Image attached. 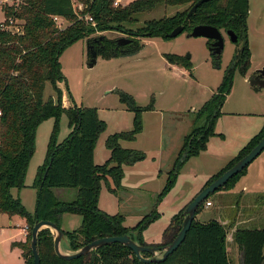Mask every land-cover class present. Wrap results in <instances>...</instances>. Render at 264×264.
I'll list each match as a JSON object with an SVG mask.
<instances>
[{
	"label": "trees",
	"instance_id": "16d2710c",
	"mask_svg": "<svg viewBox=\"0 0 264 264\" xmlns=\"http://www.w3.org/2000/svg\"><path fill=\"white\" fill-rule=\"evenodd\" d=\"M79 1L84 3V10L80 14L92 16L95 25L78 17L72 0H21L19 9L2 6L5 22L14 18L24 24L19 32H14L3 28L0 22V108L3 111L0 119V214L25 220L27 241L15 244L22 249L25 264H34L31 241L36 221H49L61 229L65 212L82 217L79 229L64 232L72 251H78L97 239L124 235H129L142 246L162 248L171 244L182 229L185 210L173 217L163 234L162 243L148 244L142 233L159 218V207L174 188L182 166L190 158L205 151L211 137L222 136L215 132V125L232 90L234 74L239 68L246 75L251 68L252 54L248 37L250 0H212L200 6L189 19L188 12L199 0H137L119 8L113 7L114 0ZM175 6H187V9L173 16L145 20L142 27L136 28L141 16L146 13L159 7ZM55 16L63 18L69 26L58 28L53 20ZM198 25L212 26L226 33L233 31L241 47L217 92L196 112L192 135L185 140L172 169L168 171L165 187L157 195L151 212L136 226L129 227L125 215H108L99 209V191L103 182L108 184L111 194L131 191L126 190L121 183L125 176L124 168L144 160L146 155L139 150L124 148L120 142L136 140V135L143 130L142 114L151 110L152 106L142 108L132 96L120 92L121 102L134 114L133 130L109 136L106 147L110 158L105 164L96 165L95 147L105 125L95 108L76 105L64 107V93L59 87L64 79L60 57L68 47L87 38L88 45L104 59L118 58L121 54L140 52L143 39H168L178 26H184V32L189 34ZM106 32L123 34L131 43L119 48L116 39L102 34ZM168 59L170 62H179L176 56H168ZM215 65L220 67V57H216ZM63 115L67 116L72 131L64 141L58 143L59 121ZM51 118L55 120V125L46 160L38 167L31 186L37 190V199L35 211L30 213L21 199L13 195V190L21 191L26 187L27 170L36 149L37 129ZM263 137L264 127L203 188L249 154ZM246 169L218 191L233 189ZM108 177L112 179L113 187L109 185ZM58 189H76L77 196L73 201H59L54 193ZM210 197L198 209L180 247L164 261L152 264H231L227 251L228 228L222 225L221 220L207 223L197 221V215L204 207L212 206ZM227 220L230 225L234 222L231 218ZM233 242L242 252L243 264H264V228H238L233 233ZM37 250L41 264H146L121 244L103 246L75 260H63L54 251V237L49 229L40 232ZM143 257L148 259L151 256L144 253Z\"/></svg>",
	"mask_w": 264,
	"mask_h": 264
},
{
	"label": "rangeland",
	"instance_id": "374dc122",
	"mask_svg": "<svg viewBox=\"0 0 264 264\" xmlns=\"http://www.w3.org/2000/svg\"><path fill=\"white\" fill-rule=\"evenodd\" d=\"M134 1L137 0H126V4ZM20 3L13 0L0 4V20L5 17L3 5L19 9ZM184 9L187 6L159 7L141 16L136 28L142 27L145 20L173 16ZM9 20L7 24L11 26ZM13 22L11 27L15 31L24 24L16 19ZM61 26L65 29L69 23L64 21ZM102 34L110 39L127 37L116 32ZM223 36L225 48L220 56V67L215 65L216 58L209 49L208 40L189 37L186 32L175 38L143 39L142 50L136 55L108 60L98 55L93 68H89L87 38L77 41L62 53L60 63L64 79L59 87L64 93V107L95 108L105 125L95 147L96 165H103L110 158L106 147L109 136L133 130L134 114L121 102L120 92L132 96L142 108L152 106L142 114L143 130L136 135V140L120 142L123 147L146 155L144 160L124 168L125 176L121 183L131 191L111 194L108 184L103 182L98 198L100 210L108 215H125L129 227L136 226L151 212L157 195L165 187L168 171L172 169L185 140L192 135L196 112L217 92L228 66L241 47L240 42L232 43L224 31ZM248 37L252 66L246 75L239 68L234 74L232 90L215 125V132L222 136L211 137L207 149L182 166L174 188L161 203L159 218L142 233L146 243H162L166 228L173 217L183 212L193 200L197 188L234 159L264 127V89L252 87L247 81L252 71L264 67V0H250ZM168 56L178 57L179 62H170ZM48 93L47 90V96ZM54 125L55 120L51 118L37 129L36 149L27 170L25 188L33 184L38 167L46 160ZM71 131L69 120L63 115L59 121L58 143L64 141ZM108 183L114 186L109 177ZM247 185L250 188L243 192ZM31 189L25 191V208L34 213L37 191ZM65 190L67 198L61 200L56 196L57 199L75 200L77 190ZM17 192L13 190L16 196ZM210 201L212 206L204 207L197 215V221L207 223L227 218L240 221L251 216L254 219L249 228H264V151L248 166L233 190L218 191L212 194ZM9 222L8 216L0 214V264H25L23 251L15 244L27 241V234L22 231L26 222L22 218H13L12 225ZM81 225V216L71 212L63 214L61 229L64 232H73ZM62 250L65 253L76 252L69 249L67 240L62 243Z\"/></svg>",
	"mask_w": 264,
	"mask_h": 264
},
{
	"label": "water",
	"instance_id": "95a60500",
	"mask_svg": "<svg viewBox=\"0 0 264 264\" xmlns=\"http://www.w3.org/2000/svg\"><path fill=\"white\" fill-rule=\"evenodd\" d=\"M212 0H199L197 1L190 11L187 14V19H189L195 11L202 6L204 3L210 2ZM185 31L184 26H178L175 28L170 34V38H175L182 34ZM227 35L229 36L232 43H238V36L233 31H227ZM189 37L198 38L202 37L207 40L213 41L210 47V50L214 55L220 57L224 48H225V38L221 32V30L207 25H198L195 26L192 31L188 34ZM131 43L130 39L120 38L117 40L118 47H124ZM90 52V62L89 68H93L97 64L98 53L94 50L92 46L89 45ZM139 53V52H138ZM134 54H126L125 56H132ZM124 56V57H125ZM258 73V74H256ZM248 83L255 88L264 89V67L252 73L248 79ZM264 151V137L257 144L255 148H253L249 154L239 160L233 167L228 169L223 175L218 177L215 181L209 184L207 187L203 188L188 204L184 211V221L182 225V229L175 238V240L162 248L160 247H149L142 246L139 243L135 242L129 235H124L121 237H110V238H101L97 239L80 250L74 253H65L62 250V243L66 239L65 233L58 226L49 221H36L32 228V241H31V249L34 255V264H41L40 255L37 250L38 237L42 230L49 229L54 237V251L56 255L66 261L78 259L84 255L89 254L90 252L101 248L103 246L111 245V244H121L126 246L130 250L134 252L136 257L143 263L152 264L162 262L167 259L174 251H176L183 241L186 238L188 231L191 228L192 223L196 218V214L200 206L214 193H216L219 189L223 188L233 177L240 174L244 171L248 166ZM137 235V232H135ZM150 254V258H144L143 254Z\"/></svg>",
	"mask_w": 264,
	"mask_h": 264
},
{
	"label": "crops",
	"instance_id": "0c3cea01",
	"mask_svg": "<svg viewBox=\"0 0 264 264\" xmlns=\"http://www.w3.org/2000/svg\"><path fill=\"white\" fill-rule=\"evenodd\" d=\"M13 0H0V4H6L7 2L9 3V2H12ZM19 1H21V0H16V2H18L19 3ZM13 4H15V2L13 3ZM1 6V5H0ZM5 15V14H4ZM250 15V14H249ZM6 20V18L4 17V19L3 20H0V22H4ZM252 54V53H251ZM252 66V65H251ZM66 99V98H65ZM125 148V147H124ZM94 157H95V155H94ZM230 162V161H229ZM228 162V163H229ZM227 163V164H228ZM226 164V165H227ZM226 165L225 166H223V167H221L219 170H217V173L218 172H220L224 167H226ZM216 173V174H217ZM216 174H213L212 176H214V175H216ZM159 175H161L160 173H159ZM212 176H210L209 177V179L212 177ZM240 181V180H239ZM239 181L237 182V184L239 183ZM206 184V183H205ZM205 184L203 183V184H201L198 188H197V190L195 191V193H194V197L202 190V188L205 186ZM236 184V185H237ZM236 185H235V187H236ZM32 185H29V186H27V188H24V189H22L21 191H18L17 192V196L16 195H14L15 197H19L20 199H21V201H22V203L24 204V206H25V204H26V194H25V191L27 192V189L29 188L30 189V187H31ZM234 187V188H235ZM233 188V189H234ZM250 187H248V185L247 186H245V188H243V192L246 190H248ZM233 189H231V190H233ZM31 190H33V191H37L36 189H31ZM67 190H65V189H58V190H54V193H55V196H58L61 200H63V199H65V198H67V192H66ZM137 191H139V190H137ZM242 192V193H243ZM76 196H77V193H76ZM193 197V198H194ZM57 198V197H56ZM59 200V199H58ZM61 200H59V201H61ZM160 208V207H159ZM33 211V210H32ZM7 216V215H6ZM246 216V215H245ZM247 218H243V219H241L240 221L239 220H236V222H235V220H233L234 222H232L231 223V225H230V221L229 220H227V219H225V220H221L220 222L222 223V225H224L226 228H228V235H227V239H228V242H227V251H228V257H229V260H230V263L231 264H243V256H242V252H241V250L239 249V247L233 242V233L238 229V228H241V227H244V228H249L250 227V225H252V224H250L252 221H253V217H251V216H246ZM9 218V217H8ZM13 218H20V217H13ZM12 218V219H13ZM253 218V219H252ZM11 218H9V220H10V222H9V224L10 225H12V222H11V220H12ZM25 221V220H24ZM22 231H23V233L24 234H27V225H26V223H25V226H24V228L22 229ZM64 243V242H63ZM148 244H152V243H148ZM232 245V246H231Z\"/></svg>",
	"mask_w": 264,
	"mask_h": 264
},
{
	"label": "built area",
	"instance_id": "2783aa9c",
	"mask_svg": "<svg viewBox=\"0 0 264 264\" xmlns=\"http://www.w3.org/2000/svg\"><path fill=\"white\" fill-rule=\"evenodd\" d=\"M72 2H73V4H74V8H75V10L78 12L77 14H78V17L80 18V19H83L84 18V20L87 22V23H92L93 25H95V21H94V19H93V17L92 16H90L89 14H86V15H84V16H82L81 14H80V12H82L83 10H84V3H82V2H80L79 0H72ZM127 4H126V0H114V2H113V7L114 8H119V7H124V6H126ZM13 20L14 19H10L9 20V24H11V26L13 25ZM53 20H54V22L56 23V25H57V27L58 28H60V29H63V27L61 26V23L62 22H64V19L63 18H61V17H58V16H55V17H53ZM8 22V21H7ZM7 22H1L2 24H3V28H8V29H10V30H12V31H14V32H19L22 28L20 27V29H18V30H13V27H11V26H9L8 24H7ZM3 116V111H2V109L0 108V119H1V117ZM207 205H210V203H208Z\"/></svg>",
	"mask_w": 264,
	"mask_h": 264
},
{
	"label": "flooded vegetation",
	"instance_id": "af4514ba",
	"mask_svg": "<svg viewBox=\"0 0 264 264\" xmlns=\"http://www.w3.org/2000/svg\"><path fill=\"white\" fill-rule=\"evenodd\" d=\"M222 32V34H223V31H221ZM127 38V37H126ZM113 39H116V41L118 40V38H113ZM120 39V38H119ZM127 39H129V38H127ZM212 42L213 41H211V40H208V45H209V49H210V47H211V44H212ZM116 44H117V42H116ZM125 47V46H124ZM123 47V48H124ZM119 48H121V47H119ZM211 51V50H210ZM212 52V51H211ZM213 53V52H212ZM214 55V54H213ZM125 55H123V54H121V57H124ZM215 56V58L217 57L216 55H214ZM119 58V57H118ZM216 63V62H215ZM231 64V63H230ZM230 66V65H229ZM228 66V67H229ZM248 71H250V69L248 70ZM255 72V71H254ZM253 71H252V73H254ZM247 74V73H246ZM256 74H258V73H256ZM257 89H259V88H257Z\"/></svg>",
	"mask_w": 264,
	"mask_h": 264
}]
</instances>
